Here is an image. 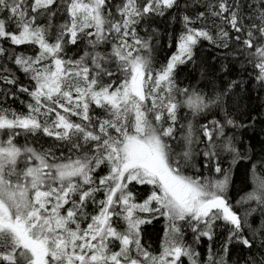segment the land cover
<instances>
[{
    "label": "snow or ice",
    "instance_id": "6c2138e0",
    "mask_svg": "<svg viewBox=\"0 0 264 264\" xmlns=\"http://www.w3.org/2000/svg\"><path fill=\"white\" fill-rule=\"evenodd\" d=\"M257 137L264 0H0V264H264Z\"/></svg>",
    "mask_w": 264,
    "mask_h": 264
},
{
    "label": "trees",
    "instance_id": "16d2710c",
    "mask_svg": "<svg viewBox=\"0 0 264 264\" xmlns=\"http://www.w3.org/2000/svg\"><path fill=\"white\" fill-rule=\"evenodd\" d=\"M160 55L163 56L164 53H161ZM258 103H259L258 100H254V101H253L254 106H255V105H258ZM257 138H258V139H264V137H257ZM237 178H238V184H237V186L239 187V183H240V181H242V179H243V173H242V171L239 172V173L237 174ZM154 223H155V222H154ZM144 227L147 229L145 235H146L147 237H150L151 241H152L153 243H155V241L157 240V233H156V230L153 228V225H145ZM159 227H160L159 224H156V225H155V228H156V229H158Z\"/></svg>",
    "mask_w": 264,
    "mask_h": 264
}]
</instances>
